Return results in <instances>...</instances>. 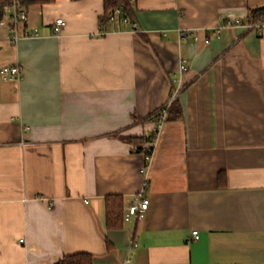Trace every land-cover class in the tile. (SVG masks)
I'll use <instances>...</instances> for the list:
<instances>
[{
	"label": "crops",
	"instance_id": "crops-1",
	"mask_svg": "<svg viewBox=\"0 0 264 264\" xmlns=\"http://www.w3.org/2000/svg\"><path fill=\"white\" fill-rule=\"evenodd\" d=\"M131 5L123 25L102 22L103 0L32 5L25 27L39 36L17 42L5 15L0 67L18 63L24 79L0 78V264L77 252L93 264H264V30L213 34L264 0ZM177 77L183 115L163 122L147 163V117ZM140 193L144 217L109 228L106 198L121 196L125 215Z\"/></svg>",
	"mask_w": 264,
	"mask_h": 264
},
{
	"label": "built area",
	"instance_id": "built-area-1",
	"mask_svg": "<svg viewBox=\"0 0 264 264\" xmlns=\"http://www.w3.org/2000/svg\"><path fill=\"white\" fill-rule=\"evenodd\" d=\"M135 0H130V3L134 2ZM21 0H13L9 5H7L5 9V15H8V23L10 28V37L14 42H17L21 38L25 37H38L39 36V30L37 28H34L32 30H28L25 27L26 21L28 19V9L23 7L21 5ZM5 17V16H4ZM109 20L118 23V24H124L129 23L130 19H128L126 16H123V8L121 6L115 7L110 14ZM55 24L53 25L52 34L60 35L63 33L64 28L66 26V21L62 17H57L54 20ZM5 18L0 20V27L5 25ZM242 25L246 27L249 30H255L256 32L261 33L264 29V16H261L260 18L254 19L253 21L244 22L242 18H236L233 20H226L224 25L217 26L213 30L214 35H220L222 32V28L225 26H239ZM134 29L137 30V24H134ZM194 41L198 39V33H194ZM211 40L210 37L206 38L204 41L205 43H209ZM187 69V65L185 60H183L180 63L179 66V74H183V72ZM0 78L4 81H15V82H22L24 79V71L23 67L18 64L14 63L11 65H3L0 67ZM173 84L175 85V93L174 96L170 99V102L175 98V96L182 90V79L181 77H177L173 79ZM170 102H168L167 105L163 106L157 111V118L156 121L154 120V127L152 130V134L148 138L149 145L146 146L145 150V160L147 163H149V160L151 159L154 147V141L157 138V135L159 133V129L161 128L163 122L166 120L167 110L170 106ZM149 200L147 197H144L142 193L138 195L137 198L131 200L127 205V211L124 215V219L128 222H130L134 218H141L144 217L145 212L147 211L149 207ZM193 238L195 240H198L200 238V232L197 230H192ZM23 241V239H21Z\"/></svg>",
	"mask_w": 264,
	"mask_h": 264
},
{
	"label": "trees",
	"instance_id": "trees-1",
	"mask_svg": "<svg viewBox=\"0 0 264 264\" xmlns=\"http://www.w3.org/2000/svg\"><path fill=\"white\" fill-rule=\"evenodd\" d=\"M13 0H0V20H2L5 16V7L9 5ZM53 0H21V5L27 9H29L32 5H38L42 3H50ZM104 6V15L101 18L102 22L107 23L109 22V17L111 11L117 7L121 6L123 8V16H126L131 21L134 19V10L130 3V0H103ZM249 15L251 17V21L254 19L260 18L264 16V5L259 7H254L249 11ZM170 106L167 110L166 120L177 119L181 118L183 115V108L182 104L180 103L179 99L175 97L171 102ZM158 111V110H157ZM157 111L155 114L148 116L149 120H155L157 118ZM126 140L136 145H141L144 141V138L128 136ZM222 175V173H221ZM106 220L107 226L109 228H117L123 225L124 219V205H123V198L121 196H108L106 198ZM93 254L86 253V252H77L71 255H64L60 260L56 261L54 264H93L92 263Z\"/></svg>",
	"mask_w": 264,
	"mask_h": 264
}]
</instances>
